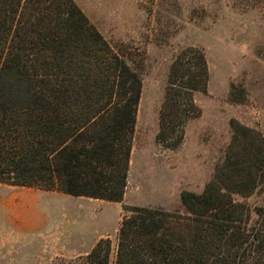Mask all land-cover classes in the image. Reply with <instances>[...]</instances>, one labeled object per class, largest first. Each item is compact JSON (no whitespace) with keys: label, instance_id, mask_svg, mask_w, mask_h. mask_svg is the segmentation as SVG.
Masks as SVG:
<instances>
[{"label":"trees","instance_id":"16d2710c","mask_svg":"<svg viewBox=\"0 0 264 264\" xmlns=\"http://www.w3.org/2000/svg\"><path fill=\"white\" fill-rule=\"evenodd\" d=\"M204 51L175 57L158 139L180 143L200 116ZM142 82L74 0H0V183L120 202L129 177ZM233 141L183 211L134 207L112 243L78 264H264V206L234 200L264 189V137L232 121Z\"/></svg>","mask_w":264,"mask_h":264},{"label":"rangeland","instance_id":"374dc122","mask_svg":"<svg viewBox=\"0 0 264 264\" xmlns=\"http://www.w3.org/2000/svg\"><path fill=\"white\" fill-rule=\"evenodd\" d=\"M142 82L129 177L120 202L0 183V264H78L102 239L116 258L118 230L134 207L183 211L202 193L233 141L232 121L264 137V0H74ZM204 51L210 78L194 94L200 116L180 143L159 141L171 65ZM238 203L264 206V189Z\"/></svg>","mask_w":264,"mask_h":264}]
</instances>
